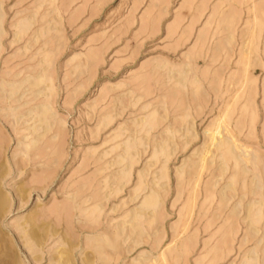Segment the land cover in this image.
<instances>
[{"label": "rangeland", "instance_id": "obj_1", "mask_svg": "<svg viewBox=\"0 0 264 264\" xmlns=\"http://www.w3.org/2000/svg\"><path fill=\"white\" fill-rule=\"evenodd\" d=\"M0 30V264H264V0H0Z\"/></svg>", "mask_w": 264, "mask_h": 264}, {"label": "bare ground", "instance_id": "obj_2", "mask_svg": "<svg viewBox=\"0 0 264 264\" xmlns=\"http://www.w3.org/2000/svg\"><path fill=\"white\" fill-rule=\"evenodd\" d=\"M25 28H27V27L25 26ZM0 31H1V30H0ZM0 34H1V33H0ZM229 40H230V39H229ZM185 75H186V73H185ZM187 75H188V74H187ZM170 77H171V76H170ZM30 81H31V80H30ZM30 81H29V82H28V81L26 82V84H28L27 86H29V87H35V86H34L35 83L33 84V82L31 83ZM38 81H39L40 83H42V82H41V81H42L41 79H38L36 82H38ZM39 82H38V84H37L36 86L41 85ZM24 84H25V83H24ZM179 84H180V83H179ZM42 86H43V85H42ZM4 87H5V86H4ZM23 87H24V86H23ZM23 87H22V88H23ZM0 88L2 89V87H0ZM7 88H8V87H7ZM12 88H14L13 85H12ZM20 88H21V87H20ZM25 88H26V86H25ZM37 88H38V87H37ZM2 90H3V89H2ZM18 90H20V89H18ZM22 90H23V89H22ZM4 91H5V90H4ZM8 91H9V90L7 89V92H8ZM10 91H11V89H10ZM7 92H4V93H7ZM4 93H3V94H4ZM12 95H13V93L11 92V93H10V96H12ZM14 95H15V94H14ZM7 97H9V96H7ZM11 98H13V97H11ZM42 109H43L44 112L42 111V113H41L40 110H42ZM42 109L39 110L40 114L37 115V116H39L40 118L43 117V118H42V122H41V124H44L45 121L47 120L48 113L45 111L47 108H46V109H45V108H42ZM44 109H45V110H44ZM11 111H12V110H11ZM37 114H38V113H37ZM46 114H47V115H46ZM31 115H32V114H31ZM37 116H36V117H37ZM45 116H46V120H44V117H45ZM37 118H38V117H37ZM37 118H36V119H37ZM40 118L38 119L39 122H40ZM46 122H47V121H46ZM218 122H219V121H218ZM216 123H217V122H216ZM39 124H40V123H38V127H39ZM41 124H40V125H41ZM45 124H46V123H45ZM222 124H223V123H222ZM47 126H48V122H47ZM220 126H222V125L219 124L218 127H216V129L219 130V127H220ZM220 128L223 130L224 127H223V128L220 127ZM41 129H42V127H41ZM221 129H220V130H221ZM218 130H217V131H218ZM217 131H216V132H217ZM224 131H226V130H224ZM220 132L222 133L223 131H218L219 134H220ZM219 134H218V138H219ZM215 135H216V134L214 133V136H215ZM212 136H213V135H211V137H212ZM221 136H222V134H221ZM212 138H213V142H214V137H212ZM216 138H217V137H216ZM216 138H215V140H217ZM222 138H223V137H222ZM219 139H220V138H219ZM223 139H225V138H223ZM221 140H222V139H221ZM229 140H230V138H229ZM229 140H228V138H226V140H223L222 143H221V141H220V143L223 144V145L226 143V145H227V144H229ZM224 141H226V142L224 143ZM227 141H228V143H227ZM234 141H235V140H234ZM218 143H219V142H215L214 145L217 147V144H218ZM220 143H219V145H220ZM230 143H231V141H230ZM235 144H236V143H235ZM164 145H165V144H164ZM212 145H213V143H212ZM214 145H213V146H214ZM226 145H225V146H226ZM229 145H230V144H229ZM231 145L233 146L232 143H231ZM231 145H230V146H231ZM129 147H130V145H129ZM135 147H136V146H135ZM164 147H165V146H164ZM238 147H239V146L236 147V145H235V148L232 147L233 149L230 147V148L233 150V152H232V150H229V149H228V146H227V149H228V151H231L232 156H234L233 153L237 151V148H238ZM137 148H138V146H137ZM166 148H167V147H166ZM212 148H213V147H212ZM130 149H131V148H130ZM130 149H129V150H130ZM135 149H136V148H135ZM234 149H236V151H235ZM244 149H245V148H244ZM165 150H166V149H165ZM239 150H240V147H239ZM242 150H243V148H242ZM211 152H212V151H211ZM239 152H240V151H239ZM209 153H210V152H209ZM229 153H230V152H229ZM244 153H245V150H244ZM165 154H166V153H165ZM211 154H212V153H211ZM235 154H236V153H235ZM240 154H241V153H240ZM245 154H246V153H245ZM245 154H244V155H245ZM128 155H129V154H128ZM236 155H238V154H236ZM163 156H164V155H163ZM165 156H166V155H165ZM238 156H239V155H238ZM238 156H237V157L235 156L236 158L233 159V160L237 161L236 159L238 158ZM241 157L244 158L245 156H244V157L241 156ZM246 157H248V155H247ZM209 158H210V157H209ZM223 158H224V157H223ZM122 159H124V158L122 157ZM122 159H120L119 162H121ZM127 159H128V157H127ZM207 159H208V158H207ZM221 160H222V159H221ZM223 160H224V159H223ZM250 160H251V159H250ZM256 160H257V159H256ZM125 161L127 162L126 157H125ZM125 161H123V163H124ZM128 161H129V159H128ZM203 161H204V159H203ZM206 161H207V160H206ZM235 161H234V163H236ZM240 161H243V160H241V158H239V159H238V162H240ZM115 162L118 164L117 161H115ZM223 162H224V161H223ZM238 162H237V163H238ZM244 162H245V161H243V163H244ZM250 162H251V161H250ZM123 163H121V164H123ZM129 163L131 164V162H129ZM200 163H201V162H200ZM119 164H120V163H119ZM240 164H242V163H240ZM245 165H246V163H245ZM254 165H255V163H254ZM256 166H257V165H256ZM125 167H127V164H126ZM201 167H202V166H201ZM0 168H1V166H0ZM196 168H198V167H196ZM223 169H224V168H223ZM238 169H239V168H238ZM201 170H202V169H201ZM220 170H221V169H220ZM246 170H247V169H246ZM249 170H250V169H249ZM128 171H129V170H128ZM122 173H123V172H122ZM124 174H125V173H124ZM221 174H222V173H221ZM126 175H127V174H126ZM221 178H223V177H220V179H221ZM121 179H122V178H121ZM220 179H219V180H220ZM120 183H121V182H120ZM153 185H154V184H153ZM259 185H260V184H259ZM227 187H229V185H228ZM227 187H226V188H227ZM157 188H158V186H157ZM159 189H160V188H159ZM227 189H230V187L227 188ZM20 190H21V189H20ZM231 190H232V189H231ZM228 191H229V190H228ZM260 191H261V190H260ZM23 192H24V191H23ZM232 193H233V192H232ZM4 197H6V196H4ZM4 197H3L2 194L0 193V211L5 207V204H6V198H4ZM22 197H23V194H22ZM157 198H158V196H157V194H155V193H152L150 197H147V199H145L146 201H145V203H144V210H143V207L140 209V210H141V211H140L141 214H142V211H146L145 213H148L147 210H150V209L153 210V208H156V205L158 204V202H157L158 199H157ZM225 198H226V197H225ZM7 202H8V201H7ZM262 202H263V201H262ZM251 203H252V202H251ZM251 203H250V204H251ZM259 207H260V206H259ZM6 208H7V207H6ZM157 209H158V208H157ZM262 209H263V208H262ZM154 210H155V209H154ZM249 210H250V209H249ZM251 210H252V209H251ZM251 210H250L249 213H251ZM155 211H156V210H155ZM131 212H132V211H131ZM138 212H139V210H138ZM138 212H137V215H138ZM235 212H236V211H235ZM143 213H144V212H143ZM156 213H158V212H156ZM93 214H95V213H93ZM97 214H98V212H97ZM141 214H140V215H141ZM133 215H134V214H133ZM133 215H132V216H133ZM142 215H143V214H142ZM145 215H146V214H144V217H145ZM247 215H248V214H247ZM89 216H90V215H89ZM89 216H88V218H89ZM91 217H92V216H91ZM94 217H95V216H94ZM137 217H138V216H137ZM141 217H142V216H141ZM32 218H33V217H32ZM98 219H99V218H98ZM131 219H132V217H131ZM133 219H134V217H133ZM133 219H132V220H133ZM249 219H250V218H249ZM258 219H259V216H258ZM26 220H27V219H25V222H26ZM28 220H29V224H28ZM28 220H27V224H28V225H27L26 223H25V225L31 227V226H30V222H31V221H32V223L35 225L33 219L30 221V218H28ZM87 220H88V219H87ZM91 220H92V218H91ZM91 220H90V222H91ZM134 220H135V219H134ZM134 220H133V221H134ZM35 221H36V220H35ZM97 221H98V220H97ZM143 221H144V219H143ZM90 222H89V223H90ZM94 222H95V221H94ZM134 222H135V221H134ZM136 222H137V220H136ZM136 222H135V223H136ZM23 223H24V222H23ZM23 223H22V225H21V228H22V229H23V227H24V226H23ZM36 223H37V222H36ZM127 223H129V222H126V226H127ZM251 223H252V221H251ZM140 224H141V223H140ZM95 225H96V224H95ZM123 225H124V224H122V226H123ZM136 225H137V227H138V224H137V223H136ZM149 225H150V224H149ZM152 225H153V224H152ZM155 225H156V224H155ZM261 225H262V224H261ZM22 226H23V227H22ZM27 226H26V228H27ZM124 226H125V225H124ZM124 226H123V227H124ZM126 226H125V229H126ZM129 226H130V225L128 224V228H129ZM42 227H43V226H42ZM123 227H121V228H123ZM137 227L135 226V224L131 225V228H132V230H133V233L137 232V234H136V233H135V234L139 236L138 231H140V230H139ZM156 227H157V226H156ZM152 228H153V227H152ZM263 228H264V227H263ZM32 229H33V228H32ZM32 229H31V230H32ZM34 229H35V228H34ZM36 229H37V228H36ZM36 229H35V231H36ZM38 229H39V226H38ZM38 229H37V230H38ZM42 229H43V230L46 229L45 226H44V228H42ZM42 229H41V231H43ZM24 230H25V229H24ZM24 230H23V231H24ZM27 230H28V229H27ZM118 230H119V228H118ZM150 230H151V229H150ZM35 231L32 230V232L30 233V229H29V235H31V236H30L31 239L34 240V242L36 241L37 243H38V242L40 241V239H41V243L43 244L44 240H43V242H42V238H40L39 235H38L39 233H38V232L36 233ZM38 231H39V230H38ZM125 231H126V230H125ZM27 232H28V231H27ZM46 232H47V233L49 232L48 229H46ZM117 232H120V230L117 231ZM25 233H26V231H25ZM25 233H24V234H25ZM51 233H52V232H51ZM106 233H107V232H106ZM113 233H114V232H113ZM120 233H121V232H120ZM120 233H118V235H119ZM133 233H132V236H136L135 234L133 235ZM53 234H55V233H53ZM123 234H124V231L122 232V235H123ZM26 235H28V234H26ZM29 235H28V236H29ZM95 235H96V234H95ZM105 235H106V234H105ZM105 235H104V236H105ZM107 235H108V234H107ZM109 235H110V234H109ZM147 235H148V234H147ZM40 236H41V235H40ZM104 236H103V237L100 236L101 239H99V238L96 239V238H95V240H94V239H93V240H92V239L88 240V241H90V242H93V243L91 244V248L94 249V250H91V248H90V250L92 251V253H94V255H95V253H97V254L99 255V257L101 256L99 253H102V254H103V253L105 252L104 248H105V249H107V248L109 249V247H110V246L112 247V245H113V244H111V243H114V242H112V238L109 239L110 236H109V237H107V236L104 237ZM111 236H113V235H111ZM24 237H25V236H24ZM43 238H44V237H43ZM105 238H106V239H105ZM117 238H118V237H117ZM129 238H130V237H129ZM148 238H149V237H148ZM26 239H27V240L29 239V242H30V240H31L30 238H27V236H26ZM126 239H127V238H126ZM126 239H125V240H126ZM144 239H145V237H144ZM32 240H31V241H32ZM114 241H115V240H114ZM29 242H28V244H29ZM32 242H33V241H32ZM36 242H35L34 244H31V242H30L31 246L34 247L35 244H37ZM86 242H87V240H86ZM103 242H104L105 245H106V246H104V247L101 245ZM104 243H103V245H104ZM133 243H134V242H133ZM261 243H262V242H261ZM70 244H71V243H70ZM70 244H69V245H70ZM114 245H115V244H114ZM118 245H119V242L117 243V246H118ZM124 245H125V244H124ZM135 245H136V244H134V246H135ZM142 245H143V244H142ZM31 246H30V248H31ZM37 246H38V245H37ZM65 246H66V243H65L64 247H65ZM88 246H90L89 243L87 244V247H88ZM100 246L103 247L102 251H104V252H101V247H100ZM137 246H140V245L137 243ZM67 247H68V246H66V250H67ZM70 247H71V245H70ZM118 247H120V246H118ZM135 247H136V246H135ZM27 248H28V246H27ZM61 248H63V247L61 246ZM68 248H69V247H68ZM78 248H79V247H78ZM99 249H100V252H99ZM119 249H120V248H119ZM123 249H124V248H123ZM29 250H30V249H29ZM35 250H36V249H35ZM59 250H60V249H59ZM62 250H64V249H61V251H62ZM66 250L62 251V253L60 254V261L62 262V264H72V261H71V257H72V256L70 257V254H69L70 252H69V251H66ZM76 250H77V249H76ZM36 251H37V250H36ZM81 251H82V250H81ZM85 251H86V250H85ZM85 251H84V252H85ZM108 251H109V250H108ZM113 251H114V250H113ZM173 251H174V250H173ZM58 252H59V251H58ZM58 252H57V253H58ZM73 252H74V250H73ZM116 252H117V251H116ZM174 252H175V251H174ZM32 253H33V251H32ZM109 253H110V251H109ZM114 253H115V252H114ZM128 253H129V252H128ZM35 254H36V253H35ZM72 254H73V253H72ZM90 254H91V253L88 252V254H87L86 256L84 255L85 258L83 259V263H82V264H94L95 261H94L92 255H90ZM175 254H176V253H175ZM10 255H11V254H10ZM58 255H59V253H58ZM81 255H82V254H81ZM98 255H97V256H98ZM171 255H172V252H171ZM256 255H257V254H256ZM12 256H13V255H12ZM102 256H103V255H102ZM52 257H53V256H52ZM82 257H83V256H82ZM251 257H252V256H251ZM110 258H111V257H110ZM141 258H142V257H141ZM145 258H146V257H145ZM252 258H253V257H252ZM100 259H101V258H100ZM157 259H158V257H157ZM163 259H164V258H163ZM58 260H59V258H58ZM81 260H82V259H81ZM103 260H104V258H103ZM103 260H101L102 263H103ZM155 260H156V259H155ZM252 260L254 261V258H253ZM252 260H251V261H252ZM97 261H98V259H97ZM105 261H106V260H105ZM105 261H104V262H105ZM108 261H109V260H108ZM139 261L141 262V259H140ZM143 261H145V260H143ZM149 261H150V259H149ZM153 261H154V260H153ZM153 261H151V263H152ZM61 262L58 261L57 263H58V264H61ZM81 262H82V261H81ZM81 262H80V263H81ZM135 262H136V261H135ZM137 262H138V261H137ZM147 262H148V260L146 261V263H147ZM155 262H156V261H155ZM163 262H165V260H164ZM246 262H247V261H246ZM144 263H145V262H141L140 264H144ZM248 263H249V262H248ZM255 263H256V262H255ZM258 263H259V262H258ZM10 264H12V263H10ZM17 264H18V263H17ZM108 264H109V263H108ZM110 264H111V263H110ZM136 264H137V263H136ZM148 264H150V263L148 262Z\"/></svg>", "mask_w": 264, "mask_h": 264}]
</instances>
